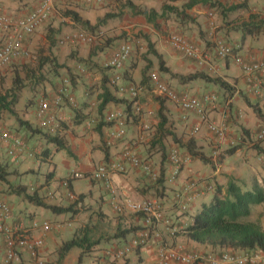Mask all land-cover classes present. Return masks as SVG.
Segmentation results:
<instances>
[{
    "label": "crops",
    "instance_id": "1",
    "mask_svg": "<svg viewBox=\"0 0 264 264\" xmlns=\"http://www.w3.org/2000/svg\"><path fill=\"white\" fill-rule=\"evenodd\" d=\"M39 1L35 0L30 8L21 9L16 5L20 3L16 1H10V4L7 0H0V10L4 7L1 11L5 13L25 14L31 11ZM128 1L142 10H154L159 14L166 4L181 8L186 2V0H175L174 2L168 0ZM128 1L119 0L96 6L68 5L61 7L56 5L49 19L40 25L33 34L25 38L24 47L32 52L30 57H32L33 63L34 60L37 61V57L49 56L60 65L67 66L69 70L64 66L58 68L56 72H48L46 79L39 83H30L29 85L25 81L28 86L21 91L16 106L19 118L30 124L32 128H36L37 101L41 97H45L51 103L50 114H55L58 119L69 124H71L74 108H79L85 102H92L93 110L89 119L79 125H72V128L65 133L69 153L66 150L56 151L55 146L47 143L40 133L28 130L25 125L20 124L12 117L17 137L26 144L30 151L39 156L28 158L22 155L18 160H15L12 165L13 174L9 178V182L14 186L25 185L29 193L36 191L43 199L46 196L50 199V201L44 199L46 203L67 206L69 201L61 181L71 172H81L86 177L73 180L69 190L76 197L83 194L85 198L84 206L75 216L53 213L49 216V210L34 206L4 187V191L0 195L8 203L11 213L5 221L0 222V253L5 254L6 251L7 230L22 229L33 237L43 236L44 242L39 249V257L44 264H86L84 257L87 258L88 264H94V259L100 258L102 255L108 259V254L111 257V264H159L158 249L160 247L170 251L183 250L186 253L198 252L217 257L222 252L260 253L263 258H257L250 264H264V251L262 250L241 251L211 248L194 243L181 234L182 230L190 225L193 215L200 210L202 204L211 199L216 188H220L224 193L228 182L234 181L243 188L249 189L255 181L261 183L264 179V170H262L264 143L256 144L254 140L258 128L264 124V77L258 76L255 80L252 79V82L248 81L237 62L238 58H242L243 61L264 60V33L260 32L243 39L241 32L237 29L240 22L248 20L250 15L255 16L251 22L264 21V0H210L217 1L220 6L210 8L209 5L196 4L187 10L194 20L184 23L179 21L173 13H167L162 18L156 16V26L153 23H148L143 15H134L127 4ZM6 4L11 7L8 9L7 6H4ZM237 5L243 7L235 8ZM67 10L76 12L89 23V26L94 27L93 30H89L99 32L98 42L78 46L60 45L59 40L67 33H74L78 30L88 32L65 15ZM176 33L189 39L200 50L207 52L212 58L210 66L212 68L199 67L194 60L175 51L169 43V37ZM145 36L153 43L154 49L161 56L164 67L170 72L160 71L159 60L156 59L157 62H155V56L148 54L146 58L150 60L151 67L146 78L143 79L142 70L147 62L145 63L142 59H133L134 55H132V59L130 58L129 63L124 65L121 72L124 84L134 86L138 90L137 97L132 99L128 94L117 91L111 82V72L106 68V63L119 41V43L126 40L128 42L130 40L132 43L135 41L146 43ZM217 38H224L232 48L234 47L232 54L225 59L214 56L213 42ZM70 47H72L71 50H69ZM81 59L84 62H80ZM24 60L25 57L15 58L10 64H19ZM48 68L45 66L44 71L46 72ZM152 72H156L176 93H188L199 99L205 96H214L215 103L208 102L206 104L207 111L211 123L220 129L221 134L211 132L206 125L201 126L198 132H193L195 114H189L188 119L183 120L184 113L178 105L162 97L150 84L148 75ZM18 73L20 76L25 75ZM170 73L182 76L202 73L211 78H219L228 87L225 88L218 83L207 82L201 78L180 82ZM64 80H68V82L71 80L70 87L68 84L67 88L72 96L73 104L64 100L61 105L54 106V99L58 95L57 91L63 85ZM104 82L117 99L133 101L132 106L133 109L135 108L137 117L134 119L129 116L125 135L121 138L113 139L111 137V133L117 130L114 125L104 127L101 134L95 130L96 107L99 103L97 98L101 94ZM125 107L122 102L108 104L103 114L116 111L125 113ZM161 116L167 120V128L173 131L177 139L181 141L179 144L175 143L171 137L165 138L162 140L165 150L157 141ZM254 127L256 129H253ZM238 134L240 136H237ZM190 138L195 140L200 153L196 158L191 157L181 146ZM237 138H240V146L235 154L228 158H220L221 151L232 147L231 143L238 145L235 141ZM124 149H130L142 159H147L157 174L161 168H165L164 186L166 187L162 189L153 178L140 169L125 165L124 172L110 174V182L116 195V204L122 208V211L118 212L109 204L112 196L104 187L103 182L93 180L88 175L101 164L120 161V155ZM174 149H177L182 157L188 158V162L181 165L177 180L174 183H169L168 179L172 168L169 156ZM207 149L210 150L209 155H206ZM46 150L50 156L45 160L41 153ZM216 151L217 155L214 154ZM60 152L66 153L60 159L64 178H57L58 166L55 163V158ZM239 155L243 157L240 161ZM0 156L7 158L8 161L14 160L7 156L6 148L1 144ZM248 163L251 164L247 166ZM246 168L250 171H248V177L243 179L239 173ZM49 173H53V176L47 179L46 176ZM84 180L86 183L83 182ZM193 181L198 185L195 192L183 195L184 188ZM208 186L212 187L211 191H208ZM49 193L53 196L48 195ZM178 194L181 195L180 202L175 199V195ZM150 199L160 205L164 219L170 222L168 226L162 221L154 220L153 224L148 226L146 216L134 213L126 207L128 201L143 202ZM259 206L257 205V207ZM252 210L254 209H251V215ZM89 220L92 224L98 222L100 224V228L95 232V239L103 238H100L90 255L81 258L83 251L76 248L77 251L72 252L74 249L72 248L62 261H59L57 249L61 243L72 239L86 226ZM258 220L264 229V218ZM44 221L50 223L51 227L48 232L43 233L40 229L32 227L34 223L40 224ZM120 222L122 225L140 226V228L135 233L127 235L125 239L113 238L112 234ZM142 234H147L144 245H140L124 257L115 258L117 251L140 239ZM4 257L0 258V262ZM19 259H22L23 262L30 261V264L34 261L26 250L20 253ZM169 264L182 263L171 260Z\"/></svg>",
    "mask_w": 264,
    "mask_h": 264
},
{
    "label": "built area",
    "instance_id": "2",
    "mask_svg": "<svg viewBox=\"0 0 264 264\" xmlns=\"http://www.w3.org/2000/svg\"><path fill=\"white\" fill-rule=\"evenodd\" d=\"M118 0H40L34 8L25 14H12L0 11V72L7 67L15 58L26 57L28 51L24 47V40L26 37L33 34L45 21H47L53 11L54 7L59 4L67 5H80V6H96L105 3H113ZM96 36L84 31H78L74 33L65 34L60 40L61 44L80 45L93 42ZM169 43L175 50L182 52L185 56L191 57L196 60L199 67H210L212 64L211 56L185 41L184 37L178 35H171L169 37ZM213 50L215 55L219 59H224L232 54V47L225 43L223 40L216 39L213 44ZM132 47L129 42H122L118 48L113 52L110 59L106 63V67L113 71L112 84L117 87L119 93H126L132 99L138 95V90L134 86L126 87L122 81L121 72L124 65L131 58ZM238 64L241 66L245 77L248 81L256 79V77L264 76V60H249L243 61L242 58L237 59ZM253 80V81H254ZM149 81L155 91H157L162 97L168 99L182 110L184 113L183 119H188L189 114H195V126L193 132H198L200 127L206 125V127L215 134H221L220 129L211 123L208 116V111L205 110L206 104L215 103L214 96H205L201 99L193 97L188 93L177 94L175 91L169 89L163 82H161L155 72L150 73ZM252 82V81H251ZM68 80L63 81V85L58 90V96L54 100V105L59 106L64 100L73 104L72 96L67 88ZM49 106L48 99L41 97L38 100L36 117L37 119H43L41 127L50 129L51 131L58 124V117L51 115L45 118V112ZM138 110V109H137ZM105 121L111 122L112 126H116L117 130L111 133L113 139L121 138L126 132V114L121 111L112 112L105 115ZM256 141L264 143V125L260 128L259 133L256 136ZM0 143L6 148L8 156L14 160H18L22 155L28 158H33L34 153L30 151L26 144L22 142L17 136L9 133L5 128L0 127ZM215 155L218 154L216 151ZM170 161L172 168L168 179L169 183H174L180 173V167L182 164L188 162V158H184L181 164V158L177 151L174 149L170 153ZM129 165L133 168L140 169L146 175H151L155 180L157 174L153 171L148 160L142 159L136 153H133L130 149H124L120 155V161L110 162L99 165L90 175L91 179L103 182L104 187L110 192L111 199L109 204L115 208L116 211L121 212L122 208L116 204L115 191L112 188L110 182V174L112 172H124L125 165ZM264 169V162L262 164ZM86 177L81 172H71L66 178L61 181L62 187L66 189L67 198L74 200L77 197L71 193L69 186L71 181ZM198 185L196 182L189 183L184 188V194L194 193ZM212 187L208 186V191H211ZM53 196L52 194H48ZM177 202H180L181 195H175ZM190 201V196H189ZM126 207L134 213H142L146 216V223L148 226L152 225L154 221H162L166 226L170 224L168 220H165L160 205L155 200H145L143 202H131L126 203ZM11 213V209L5 199L0 195V222L5 221ZM154 220V221H153ZM34 229H40L43 233L50 230V223L44 221L40 224L34 223L32 226ZM147 234H142L141 238L135 240L119 250L116 257L121 258L133 251L140 245L146 243ZM6 251L3 264H12L18 261L19 255L22 251L26 250L30 253L32 264H43V261L39 257V249L43 245V236H31L28 233L22 231V229L7 230L6 232ZM261 254L243 253L237 254L233 252L223 253L220 256H214L203 253H186L183 250L170 251L164 247L158 249L159 264H169L171 260L178 261L182 264H250L256 261L257 258H261Z\"/></svg>",
    "mask_w": 264,
    "mask_h": 264
},
{
    "label": "trees",
    "instance_id": "3",
    "mask_svg": "<svg viewBox=\"0 0 264 264\" xmlns=\"http://www.w3.org/2000/svg\"><path fill=\"white\" fill-rule=\"evenodd\" d=\"M14 1L18 3H26L28 0H14ZM168 1L174 2L175 0H168ZM199 3L203 5H209L210 8H214L215 6L219 5L217 1L186 0V2L182 5L181 8L174 7L168 4L164 5V7L161 10V13L159 14L154 10H150V11L142 10L134 6L131 2L129 1L127 2L128 6L131 8V11L134 15H143L148 23H153L155 24V26H156V22H155L156 16L162 18L165 17V14L167 13H173L174 15H176L179 21H182V23H184L185 21L194 20L187 13V10H190L193 6ZM237 7L242 8L243 6L237 5L235 8ZM65 15L69 16L74 23L82 26V28L84 29H92V30L94 29V27L89 26V23L83 20L74 11L67 10L65 12ZM254 18H255L254 15H250L248 20H242L240 22L239 27L237 29L241 32L243 39H245L247 36L259 34L260 32L264 33V21H261L260 23L251 22V20H253ZM176 35L183 37L181 34L176 33ZM145 40L147 45V53L152 54L159 60V70L170 72L168 69L164 67L161 56L154 49L153 43L150 41V39L147 36H145ZM185 41L196 47V45L192 43L189 39L185 38ZM175 51L182 54L184 57L194 60V62H196L195 59L185 56L182 52L178 50ZM232 51H234V47L232 48ZM79 61L84 62L83 59ZM36 62H37L36 68L26 69L24 76H20L19 74L16 73V75L13 77L12 86L6 89L4 93H0V113L6 112L10 114V116H12L20 124L25 125L26 128H28V130L32 132L40 133L47 143L53 144L55 146L56 151L66 150L69 153V150L66 146L65 133L72 128L71 127L72 125L73 126L79 125L91 117V113L93 110L92 102H85L81 106H79V108L73 109L71 124H69L66 121H63L62 119H59L58 124L53 131L41 127L40 124L43 121V119L42 120L37 119V117H36L37 119L36 128H32L30 124H28L25 121H22L16 113V106L21 91H23V89L27 87L28 84L30 85V83L33 84L44 81L46 79V75L49 74L48 72H52V73L56 72L58 68H62L65 66V65H60L59 63H57L55 59H51L49 56L37 57ZM146 62L147 65L142 70L143 79L146 78V74L151 67L150 60L146 59ZM45 66L49 67L46 72L44 71ZM65 68L68 69L67 66H65ZM106 68L111 72V79H112L113 71L108 67ZM170 74L173 77L178 78L180 82H188L197 78H201L207 82L218 83L224 86L225 88L228 87V85L225 82H222L219 78L217 77L211 78L202 73H194L187 76H182L173 73ZM157 76L159 80L163 82L170 89L169 85L165 83L159 77L158 74ZM25 81H27L28 84ZM70 81L68 82L69 87H70ZM122 81H123V77H122ZM66 86L68 87L67 84ZM177 94L180 95V93ZM97 100L99 101V103L96 107L97 118L95 119L96 122L95 130L99 134L102 133V129L104 127L107 128L112 126L111 122L105 121V115L103 114L108 104H113V103L116 104L122 102L126 106L124 111L126 114V123L129 119V116L134 119H136L137 117L134 111L135 108L133 109L132 106L133 101L129 102L114 97V95L110 91V88L107 85H105V82L102 85L101 94L98 95ZM50 106L51 103H49L48 109L45 112V118L51 115H55V114H50L49 112ZM205 110L206 111L208 110L207 105L205 106ZM166 121L167 120L165 119V117L161 116V122L158 125V134H157L158 137L157 141L158 143H161V147L163 148V150H165V145L162 140H164L165 138L171 137V139L175 143H179V144L181 143V141L177 139L173 131L167 128ZM0 127L4 128L2 125H0ZM7 130L9 131V133L18 136L17 130L15 129H7ZM181 146L184 147L187 153L193 158H196L200 154L199 151L197 150L196 142L192 138L188 139L185 143H182ZM239 146L240 145L238 144L223 149L220 153V158L224 159L234 155L237 149L239 148ZM36 156L39 155L38 154L34 155V157ZM41 156H43V158L46 160L47 158H49L50 155L46 150V151H42ZM180 158L182 164V160L185 157H182L180 155ZM169 160H170V156H169ZM14 163L15 160L8 161L7 158L0 156V193H3L4 187H6V189L11 190V193L15 194L18 197H21L27 202L33 204L34 206L49 210L51 213L57 215L73 214V216H75L79 212V210L84 206L83 202L85 197L83 194L78 195L77 198L74 200H70L69 198H67L69 201V204L67 206H58V205L46 203L44 199L36 191L29 193L25 185H17V186L11 185V183L9 182V178L13 174L12 165ZM149 164L151 165L150 162ZM165 171H166L165 168H161L158 171L157 177L155 178L157 185L160 186L162 189L166 187L164 186V183L166 181ZM51 176H53V173L47 174L46 178L49 179L51 178ZM148 176L151 177V175ZM261 204H264V179H262L261 183L255 181L249 189H245L240 184L234 181H230L228 182L226 191L224 193H222L220 188H216L214 190L211 199L207 203L202 204L200 210L193 215L192 222L190 223V225L185 227L182 230L181 234L186 239L194 243L209 246L211 248H219L224 250L231 249V250H241V251H250V250L264 251V229L262 228L259 220L249 219L251 215L252 207ZM98 223L92 224L91 221L89 220L86 226L83 227V229H81L77 234H75L72 239L62 242L59 248L57 249L58 260L62 261V259L67 255V253L72 248H79L83 251L81 253V258L85 255H90L91 250L95 248V246H97L100 238H103L100 237L98 239H95L94 236L95 232L98 231V229L100 228V224ZM139 228L140 226L133 227V226L122 225V222H120L116 227L114 234H112V237L116 239H125L127 235L135 233L136 230ZM117 253L118 251L115 254V258ZM223 253L224 252H222L221 254ZM102 256L100 258L94 259L93 260L94 264H111L110 261L111 257L109 254L107 255L109 256L108 259H106L104 255Z\"/></svg>",
    "mask_w": 264,
    "mask_h": 264
},
{
    "label": "rangeland",
    "instance_id": "4",
    "mask_svg": "<svg viewBox=\"0 0 264 264\" xmlns=\"http://www.w3.org/2000/svg\"><path fill=\"white\" fill-rule=\"evenodd\" d=\"M7 1H9L8 3H10V1H12V2H14V0H7ZM182 1H185V0H182ZM33 2H35V0H28L26 3H20V4H16V5H18V8L19 7H21V9L22 8H30L31 7V5H32V3ZM180 2V1H179ZM11 4V3H10ZM61 7H64V6H68L67 4H59ZM4 6H7L8 7V9L11 7V5H4ZM18 8H15L16 10H19ZM2 9H4V7H2ZM1 9V10H2ZM8 13V12H7ZM86 31H88V32H90V33H92V34H97V33H99L98 31L97 32H94V31H91V30H89V29H85ZM79 31V30H78ZM77 31V32H78ZM98 38V37H97ZM97 38L93 41V42H91V43H88V44H93L94 42H98V40H97ZM221 40H223V41H226L224 38H220ZM125 40V39H124ZM127 41V40H126ZM120 42V41H119ZM117 43L116 45V48L120 45V43ZM128 42V41H127ZM129 42H130V44H131V47H132V55H134L133 56V59H142L145 63H146V55H148V53H147V45H146V43H144V42H141V43H138V42H131L130 40H129ZM227 42V41H226ZM71 46H78V45H71ZM115 48V49H116ZM42 49V48H41ZM72 49V47H70L69 48V50H71ZM28 51V50H27ZM32 54V52H29L28 51V55L25 57V60L22 62V63H19V64H9L7 67H5L2 71H1V75H0V92L2 93V92H4L6 89H8L9 87H11L12 86V81H13V77L16 75V73L17 74H19L18 72H20V73H22V75H24L25 74V70L26 69H28V68H36V66H37V62H36V60H34L35 62L33 63L32 61H31V59H32V57H30V55ZM33 55H34V53H33ZM131 55V56H132ZM150 55H152V54H150ZM153 56V55H152ZM154 57V56H153ZM53 58V57H52ZM131 59H132V57H131ZM157 58L156 57H154V60H155V62H157V60H156ZM126 63H129V61H127ZM22 67V68H21ZM26 67V69H24ZM8 74H10L9 76H8ZM26 100V99H25ZM28 101V100H27ZM38 102V101H37ZM27 103V102H26ZM0 125H2L4 128H6V129H15L14 128V125L15 124H13V120H12V116H10V114H8V113H6V112H1L0 113ZM253 129H256V127H254ZM14 132V131H13ZM237 136H240L239 134L237 135ZM236 136V137H237ZM235 140V139H234ZM238 144L240 143L239 141H240V138H237L236 140H235ZM1 144V143H0ZM213 148V147H212ZM65 152H60V153H58L57 155H56V157L57 158H55V163L57 164V166H58V168H57V178H64L63 177V169H62V164H61V161H60V159H61V157H62V155H65L64 154ZM209 153H210V150H208L207 149V152H206V155H209ZM243 157L241 156V155H239V161H240V159H242ZM246 161H248V160H246ZM251 163H248L247 164V166H249ZM248 168V167H247ZM244 169V170H242L239 174L241 175V177L243 178V179H245L246 177H248L247 175H248V171H250L249 169ZM263 170V169H262ZM66 178V177H65ZM84 183H86V181L84 180L83 181ZM208 196L210 197L211 196V193L210 194H208ZM44 199H46L47 201H50V199H48L46 196L44 197ZM252 209H254V210H252V215H250V217H249V219H252V220H256L257 218L259 219V218H261V219H263L264 217V205H260L259 207H257V206H254ZM257 210V211H256ZM256 211V212H255ZM51 212L50 211H48V215L49 216H51ZM257 219V220H258ZM77 251V249L76 248H74L73 250H72V252H76ZM4 256V253H0V258H2ZM21 258V257H20ZM84 259H85V263L86 264H88V262H87V258L86 257H84ZM30 261H25V262H23V260L22 259H19L18 261H16V263H14V264H30L29 263ZM4 263V258L2 259V261L0 262V264H3ZM13 264V263H12Z\"/></svg>",
    "mask_w": 264,
    "mask_h": 264
},
{
    "label": "clouds",
    "instance_id": "5",
    "mask_svg": "<svg viewBox=\"0 0 264 264\" xmlns=\"http://www.w3.org/2000/svg\"><path fill=\"white\" fill-rule=\"evenodd\" d=\"M1 11V10H0ZM87 33H89V32H87ZM92 34V33H91ZM93 35H95L96 36V38L99 36V34L97 33V34H93ZM173 35V34H172ZM176 35V34H175ZM171 36V35H170ZM217 39H220V38H217ZM221 40V39H220ZM122 42H124V41H122ZM121 42V43H122ZM127 42V41H126ZM215 42V41H214ZM214 42H213V44H214ZM225 43H227L226 41H224ZM91 43V42H90ZM120 43V44H121ZM88 44V43H87ZM227 44H229V43H227ZM230 46H231V44H229ZM232 47V46H231ZM27 50V49H26ZM233 52V51H232ZM113 54V53H112ZM214 56L216 57V55H215V53H214ZM216 58H218V57H216ZM225 59V58H224ZM130 60V59H129ZM197 64V63H196ZM153 73V72H152ZM150 75V74H149ZM264 77V76H263ZM264 125V124H263ZM263 125H261L260 127H259V130L257 131V134L259 133V131H260V128L263 126ZM257 136V135H256ZM256 136H255V143L257 144V143H261V142H259V141H256ZM231 145L232 146H235V144L234 143H231ZM260 145V144H259ZM263 164V163H262ZM262 169H263V166H262ZM264 170V169H263ZM157 174V173H156ZM82 179V178H81ZM72 182V181H71ZM224 253H227V252H224ZM258 254H260V253H258ZM263 258V255H262V257L260 258V259H262ZM44 263V262H43Z\"/></svg>",
    "mask_w": 264,
    "mask_h": 264
}]
</instances>
